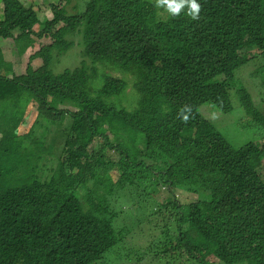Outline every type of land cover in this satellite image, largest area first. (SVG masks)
I'll return each mask as SVG.
<instances>
[{
    "label": "trees",
    "instance_id": "1",
    "mask_svg": "<svg viewBox=\"0 0 264 264\" xmlns=\"http://www.w3.org/2000/svg\"><path fill=\"white\" fill-rule=\"evenodd\" d=\"M197 2L201 12L192 20L185 12L169 16L155 0H87L77 15L66 12L71 0H58L41 22L19 0H1L0 107L17 111L32 96L35 117L70 123L43 180L29 171L37 165L18 176L25 157L0 171V264H95L120 241L127 257L140 251L154 261L264 264V115L243 82L257 78L264 93V0ZM66 35L79 38L83 59L53 74V52L75 44ZM25 55L15 75L11 62ZM34 60L40 65L32 67ZM248 61L254 69L240 72ZM97 67L104 75L94 86ZM185 105L192 107L187 122ZM234 105L258 128V143L234 148L214 128L213 113ZM13 130L0 126L12 147ZM45 139L43 152L54 147ZM10 174L28 176L27 184H6ZM127 188L178 190L192 201L171 199L173 213L158 235L125 247L108 199Z\"/></svg>",
    "mask_w": 264,
    "mask_h": 264
},
{
    "label": "rangeland",
    "instance_id": "2",
    "mask_svg": "<svg viewBox=\"0 0 264 264\" xmlns=\"http://www.w3.org/2000/svg\"><path fill=\"white\" fill-rule=\"evenodd\" d=\"M25 7H31L36 13L39 21L43 22L50 18V5H56L58 0H19ZM72 5L66 8L68 15H77L84 10L85 3L87 0H71ZM153 1V0H150ZM2 3L0 0V13H1ZM36 30H40V26H35ZM66 40H72L75 44L72 45L70 49L62 54H57L53 52V58L50 65V71L53 74H58L64 69H72L80 64L82 61L81 54L79 52V47L76 44L78 37L65 36ZM3 48L11 49L6 43L2 45ZM13 51V48L11 49ZM257 52V51H256ZM254 50L248 52L249 54H257ZM13 53V52H12ZM28 58L25 55L23 59H14L11 62L12 69L15 75L21 74L24 70ZM31 63V62H30ZM32 67L39 66L38 60H34L31 63ZM99 68L94 75L96 78L92 81V85L97 86L99 83V78L103 76V67ZM107 68V67H106ZM249 71L254 69L251 61H248L240 68L242 70ZM107 72L114 77H119L121 74L114 71L110 67L107 68ZM123 73V72H122ZM126 74V73H124ZM99 80V81H98ZM126 82V81H125ZM245 88L251 93V97L258 109V111L264 115V93L259 85V80L255 77L248 79L245 76L243 80ZM129 83V82H127ZM131 85V84H130ZM128 84V91H130V86ZM27 95V94H26ZM29 100L23 105L22 109L14 111V108L8 106L0 107V126L1 125H13V135L10 136L13 139V147L11 146L10 140H8L5 135H3L4 141L1 138L0 133V171L6 173L15 164H23L21 158H26L27 167L20 169L21 175L22 170H28L37 165V170L33 171L35 176H38L39 180H43L45 176L48 175L49 169L56 166L57 160L60 159L63 152V143L66 137V131L69 127V119H65L61 124L52 125L50 121L44 118L35 117V103L32 96H28ZM63 108V107H60ZM206 114L207 112L204 111ZM211 120L214 128L234 147H240L247 142L258 143L262 137L259 133L258 128L253 123L251 117H246L240 108L236 105L232 110L226 114L216 115ZM48 133V134H47ZM47 134V137L45 136ZM46 138V139H45ZM45 139V144L52 143L54 145L53 149L49 148L47 151L43 152L39 149L40 144ZM104 155L110 158L112 161L116 162L118 157L107 150L104 151ZM25 164V163H24ZM51 170V169H50ZM37 171V172H36ZM6 175L4 182L10 186H16L21 184H27L28 176L21 177ZM87 187L89 189L93 188L88 182ZM95 188V187H94ZM98 192H102L100 187L95 188ZM127 188L126 190H128ZM83 192L85 190H82ZM96 193L93 196H96ZM177 195V197L175 196ZM186 192L174 191L170 196L165 190H152L149 194L145 191H137L133 188L129 189L127 192L124 190L118 192L115 196H111L108 199L109 211L116 215L113 219L112 224L115 227L116 234L118 237L124 239V243H127L125 247H129L130 244H136L138 238H144L151 235H158L159 228L162 227L164 220L173 211L170 208V200L175 199L180 205L191 202L192 200L188 198ZM128 241V242H127ZM123 247L121 241L118 242V246L112 251H108L102 256V258L95 264H191L190 260H182L179 263L171 262L168 258L160 257L155 258L156 261L150 260L140 251L134 256H126L127 250L123 248L118 249V247ZM112 251V252H111ZM110 252V253H109ZM144 252V251H142ZM153 256L158 255L154 248L151 250ZM140 254V255H139ZM164 259L162 262L160 259ZM142 259V260H141Z\"/></svg>",
    "mask_w": 264,
    "mask_h": 264
},
{
    "label": "clouds",
    "instance_id": "3",
    "mask_svg": "<svg viewBox=\"0 0 264 264\" xmlns=\"http://www.w3.org/2000/svg\"><path fill=\"white\" fill-rule=\"evenodd\" d=\"M155 7L157 9H163L171 17H176L185 12V14L192 20L199 19L201 12V5L197 0H155ZM192 111L191 105H185L180 109V116L187 122L189 115ZM215 116V113H213Z\"/></svg>",
    "mask_w": 264,
    "mask_h": 264
}]
</instances>
